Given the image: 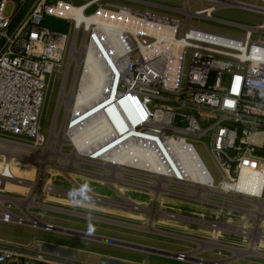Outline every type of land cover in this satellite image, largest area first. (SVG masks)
Wrapping results in <instances>:
<instances>
[{"label": "built area", "instance_id": "2783aa9c", "mask_svg": "<svg viewBox=\"0 0 264 264\" xmlns=\"http://www.w3.org/2000/svg\"><path fill=\"white\" fill-rule=\"evenodd\" d=\"M200 1L209 4L192 9L184 0L182 9L189 13L181 9L179 16L117 0H0V140L45 147L40 146L45 142L41 119L48 77L64 70L72 45L90 47L105 70L104 86L88 111L104 116L112 128L104 132L103 144H123L116 141L125 129L136 131L131 136L136 146H159L158 138H183L195 146V138L208 135L218 177L208 170L216 191L264 203V36L254 35L264 31V23L247 25L240 35L201 26L190 16L216 19L217 10L238 4ZM236 1L264 14V0ZM99 16L120 26L116 42L101 32ZM53 19L66 21L69 28L55 27ZM83 113L70 111L64 129L76 125ZM116 119L124 122L123 131ZM6 208L15 212L11 205ZM41 223L27 224L46 231L57 226ZM170 255L195 261L191 250ZM0 264L97 263L35 237L0 238ZM132 264L152 263L145 258Z\"/></svg>", "mask_w": 264, "mask_h": 264}, {"label": "rangeland", "instance_id": "374dc122", "mask_svg": "<svg viewBox=\"0 0 264 264\" xmlns=\"http://www.w3.org/2000/svg\"><path fill=\"white\" fill-rule=\"evenodd\" d=\"M117 2L128 4L138 9H149L158 13L184 15V12L181 11L184 0H117ZM189 3L192 9L209 4V2L200 0H189ZM214 16L216 19L210 20L202 19L199 15L190 17L192 22L200 23L201 26L238 35L244 33L245 26L247 25L264 23V14L242 5L232 4L226 6L217 10ZM52 23L55 27L64 30L69 28V23L60 19H53ZM259 34L264 36V31L254 33L255 36ZM78 58L79 54H76V57L71 58L70 62L68 59L66 64L68 71L66 90H69L71 85L75 88L78 81L83 63ZM63 71L53 72L48 77V89L41 119L45 142L40 146L45 147L39 148L40 150L42 149L39 151L35 147H33L34 149L28 148V145H38L26 143L28 145L24 144L21 147L26 149H19V152L24 156H40L42 154L46 157L60 160L58 163L52 162L48 164L42 177L40 188L36 193L35 201L44 205L63 208L65 211L36 205L29 206L27 208L28 211L34 217L37 216L36 218H39V221L41 219L44 222H51L57 226H61L60 228L67 227V229L80 232H87V225L89 219H91V222L95 226L93 234L102 235L105 238L148 245L167 250V252L146 251L111 241L64 232L57 229V227L52 231H46L42 227L34 228L27 223H18L13 220L5 221L2 217H0V238L29 241L35 237H39L62 247L69 255L85 258L97 264H132L137 260L145 258H148V261L152 264H212L211 262L201 263L195 259V261L191 262H182L170 255V251L191 250L192 252L196 249H199V252L196 253L198 258L218 260L216 258H226L232 255L233 258H231L232 260L235 259L236 264H264V256H261L264 255V215L256 230V255L242 254L236 256L228 248L245 249L250 246L256 226V216L252 214L253 212L250 208L254 207L249 200L223 196L214 192L206 194L205 198L209 200H201L183 196L186 193L190 194V189L169 185V188L174 190L175 193L181 192L183 194L160 192V196L155 204V213L152 215L155 190L144 186L153 185L154 182L152 180L136 174H123L125 178L139 181L144 185L124 182L120 179L104 175V168L98 164L101 162L99 159H95L93 163L75 162L76 160H66L54 153L56 147H60L62 152L66 154H71L74 148V144L71 142H58L60 143L58 144L57 141L51 139L53 123L56 132L63 129L64 137L68 138L67 130L64 127L70 115V110L65 103L60 104L58 109L56 107L62 85ZM209 138L208 135L195 138L194 145L211 173L217 178V168L207 150V146L210 143ZM49 142L50 146H47ZM6 147L8 148L9 146L0 148L2 149L0 152L7 153L6 156L0 153V195L25 199L37 186L40 175V163L36 159L14 155L8 150H4ZM83 155L81 153L76 154V156L84 157L85 155ZM84 158L89 159L86 156ZM63 163L67 164V166ZM68 164H74L76 168L68 166ZM127 168L133 169L136 172L148 173L147 170L138 167ZM93 172H99L100 174ZM85 182L92 189L90 195L94 197V207L89 208L87 205L75 207L71 204L67 192L71 188ZM4 204L11 205V209L15 211H12V213L16 214V217L28 218L25 210L20 208L17 203L6 199ZM6 205L4 206L6 207ZM20 210L25 213V216L21 215ZM69 211L107 218L109 222L99 218L75 215ZM258 211L260 214L261 210L259 209ZM152 216L154 227L159 229L161 233L125 225V223L141 226L148 225V220ZM10 219L13 218L11 217ZM115 221H120L124 225L116 224ZM193 238H199L204 241L215 239L216 242L223 246H200L192 241ZM227 259L229 258L219 260Z\"/></svg>", "mask_w": 264, "mask_h": 264}, {"label": "bare ground", "instance_id": "6f19581e", "mask_svg": "<svg viewBox=\"0 0 264 264\" xmlns=\"http://www.w3.org/2000/svg\"><path fill=\"white\" fill-rule=\"evenodd\" d=\"M235 2L239 5V3L236 0L233 1V3ZM242 6L251 7L248 4H242ZM182 11H186V10L182 9ZM186 12L189 13V11ZM96 23L100 27L101 32H103V34L105 33V35L108 36L112 40V42H116L118 40L120 35L119 34L120 26L118 24H115L112 21H108V17H104V16L96 17ZM262 27H264V25H262ZM76 54H79L78 60L83 62L80 75L78 76L77 89L76 87L74 88V86L71 85V88L69 90H66L65 80L68 74L66 68L67 66H66L63 71V82L61 85L60 95L57 100L56 107L58 109L60 104L65 103L67 108H69V110L72 113H75L80 109H84V113L79 118V122L76 125L70 128L67 127L66 133L68 135V138L64 137L63 129L59 130V132H56L55 125L53 123L51 139L57 141V143L71 142L74 144V148L71 154H66L62 152L60 147H56L54 153H56L60 158H64L66 160L69 159L76 160L75 162L83 161V162L93 163L95 162L94 161L95 159H99L101 160V162L98 164L104 168V173H105L104 175L111 176L116 179H120L124 182H129L142 186L144 185L139 181H133L128 178H125L123 174H132V175L136 174L138 176H143L147 179L152 180L154 182L153 185H144L150 189L155 190L154 191L155 200L151 213L152 215H154L155 213V209H156L155 204L160 196V192L175 193L174 190H171L169 188V185L181 186L190 189L191 193L190 194L186 193V195L183 196L198 198L201 200H209L205 198L208 192L209 193L214 192L217 194L222 193L216 191V188L212 184L208 167L204 163L197 148L195 146H192L188 141H186L183 138H174V139L168 138L166 140H163L162 138H158L159 146H136L134 142L131 140V136L136 134V131L133 130L126 131V129L125 131H123L122 129L124 128L122 127L124 126L123 125L124 122L121 119H116V124L118 128H120V130L124 132L121 136L117 138L116 142L125 140L124 143L121 144L120 146H113L115 144L114 141H110L107 144H103V140L105 139L104 132L105 131L109 132V130L110 129L112 130V128L108 125V122L104 116L95 115L94 117H92L89 116L91 112H88L90 110L91 101L99 95L106 80L102 59L99 58V55L95 53L90 47H86L85 49H83V47L81 46L79 49H75L74 45H72L69 62L71 58L76 57ZM128 110L131 111V108L129 107ZM0 142L3 143L2 144L3 146H9L8 148L6 147L4 150H8L9 152L17 156L36 159L40 163V175L37 186L27 198L19 199L16 197H6L4 195H0V207L3 210L2 212H0V217L2 218L6 217V219L7 218L10 219L12 217L15 220L25 221V223H33L34 221H32L31 219L37 221L39 218L37 219L36 217L33 216V214L30 211H28L27 208L31 205H36L40 207H50L58 211H65L63 208L52 207L35 201L36 193L40 188L42 177L44 175V172L48 164L52 162L58 163L60 162V160L55 158L53 159L52 157H46L41 153L40 156H24L22 155V153L19 152V149L23 147L24 144L12 143L3 140H0ZM47 146H50V142L48 143ZM1 150L2 149H0V151ZM41 150L39 149V151ZM79 153L84 154L89 159L84 158L85 157L84 155H83L84 157L76 156V154ZM64 165L67 166V164ZM68 166L76 168L74 164L72 165L68 164ZM127 167H134V168L138 167L143 170H147L148 173L136 172L135 170ZM93 173L100 174L99 172H93ZM175 194L182 195L183 193L176 192ZM6 199L17 203L20 206V208H23V210H25L26 214L28 215V218L16 217L17 216L16 214L12 213V211L8 210L4 206L5 205L4 201ZM249 202L254 205V208H250V209L253 212L252 214H255L256 216V226L253 233V239L250 242V246L245 249L228 247L230 250L233 251V253H235L236 256H240L242 254L256 255L257 253L255 248V236H257L256 230L258 224L264 215V203H259L253 200H249ZM259 209L261 210L260 214L258 211ZM69 212L75 215H83L88 218H99L93 215L83 214L80 212H75V211H69ZM248 212L250 211L248 210ZM99 219L109 222L107 218H99ZM153 221L154 220L152 216L148 220V225L146 224L141 226V225H132L127 223H125V225L129 227L151 230L152 232L161 233L159 229L154 227ZM115 223L124 225V223L120 221H115ZM56 227L57 229H60L64 232L75 233L77 235L85 234L87 237L98 238L105 241H113L108 237L106 238L100 237L93 233L89 235L87 234V232L70 230L67 229V227L65 228H60V226H56ZM192 241L199 244L200 246H204V245L223 246L218 242H216L215 239L210 241H204L199 238H193ZM140 249L142 248L140 247ZM146 251H153V250H146ZM197 252H199V249L192 251L191 256L194 257L195 260L201 263L211 262L212 264H223L226 261L219 259L208 260V259L198 258L196 256ZM261 256L263 257L264 255ZM232 258L230 257L229 259H227L226 262L231 261Z\"/></svg>", "mask_w": 264, "mask_h": 264}, {"label": "clouds", "instance_id": "9594fccd", "mask_svg": "<svg viewBox=\"0 0 264 264\" xmlns=\"http://www.w3.org/2000/svg\"><path fill=\"white\" fill-rule=\"evenodd\" d=\"M92 189L90 185L85 182L79 186H75L71 188L67 192V196L71 202V204L75 207H84L89 206V208L94 207L95 201L94 197L90 195ZM95 232V226L89 219V223L87 225V234H92Z\"/></svg>", "mask_w": 264, "mask_h": 264}, {"label": "water", "instance_id": "95a60500", "mask_svg": "<svg viewBox=\"0 0 264 264\" xmlns=\"http://www.w3.org/2000/svg\"><path fill=\"white\" fill-rule=\"evenodd\" d=\"M82 236H86V235L84 234ZM98 236L105 237V236H102V235H98ZM96 239H98V238H96ZM110 239L113 240L111 242L117 243V244H123V245H126V246L135 247V248H140L141 247L144 250H153V251L155 250V251H158V252H161V253H166L167 252V250L151 247V246H148V245H141V244L128 242V241H124V240H119V239H114V238H110Z\"/></svg>", "mask_w": 264, "mask_h": 264}]
</instances>
